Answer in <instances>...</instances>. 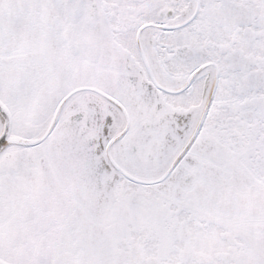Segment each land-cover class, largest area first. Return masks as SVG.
<instances>
[{
  "label": "snow or ice",
  "instance_id": "snow-or-ice-1",
  "mask_svg": "<svg viewBox=\"0 0 264 264\" xmlns=\"http://www.w3.org/2000/svg\"><path fill=\"white\" fill-rule=\"evenodd\" d=\"M0 264H264V0H0Z\"/></svg>",
  "mask_w": 264,
  "mask_h": 264
}]
</instances>
